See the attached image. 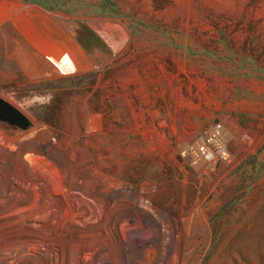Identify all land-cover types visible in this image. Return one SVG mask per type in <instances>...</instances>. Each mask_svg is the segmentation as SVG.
Listing matches in <instances>:
<instances>
[{
  "label": "rangeland",
  "instance_id": "374dc122",
  "mask_svg": "<svg viewBox=\"0 0 264 264\" xmlns=\"http://www.w3.org/2000/svg\"><path fill=\"white\" fill-rule=\"evenodd\" d=\"M0 98L31 122L0 121L3 147L121 184L98 214L121 264H264V0H0ZM215 119L230 163L191 168Z\"/></svg>",
  "mask_w": 264,
  "mask_h": 264
},
{
  "label": "bare ground",
  "instance_id": "6f19581e",
  "mask_svg": "<svg viewBox=\"0 0 264 264\" xmlns=\"http://www.w3.org/2000/svg\"><path fill=\"white\" fill-rule=\"evenodd\" d=\"M25 138L12 149L0 143V264H121L98 215L113 214L111 202L123 196L121 184L93 174L78 183L62 152L37 136ZM158 215L160 239L167 242L177 223ZM154 242L141 241L138 254Z\"/></svg>",
  "mask_w": 264,
  "mask_h": 264
},
{
  "label": "built area",
  "instance_id": "2783aa9c",
  "mask_svg": "<svg viewBox=\"0 0 264 264\" xmlns=\"http://www.w3.org/2000/svg\"><path fill=\"white\" fill-rule=\"evenodd\" d=\"M229 139L230 134L225 122L221 119L212 120L191 144L182 148L181 156L191 168L228 165L231 160L227 147Z\"/></svg>",
  "mask_w": 264,
  "mask_h": 264
},
{
  "label": "water",
  "instance_id": "95a60500",
  "mask_svg": "<svg viewBox=\"0 0 264 264\" xmlns=\"http://www.w3.org/2000/svg\"><path fill=\"white\" fill-rule=\"evenodd\" d=\"M69 53L73 61L77 64V66H79L78 57L76 56L79 54V51L74 50V54L72 52ZM0 121L23 131L31 127V122L27 119V117L2 98H0Z\"/></svg>",
  "mask_w": 264,
  "mask_h": 264
}]
</instances>
